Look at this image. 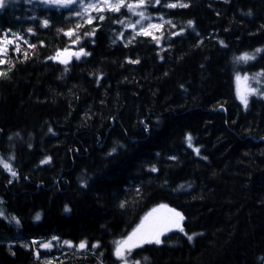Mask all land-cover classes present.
<instances>
[{"label": "trees", "instance_id": "obj_1", "mask_svg": "<svg viewBox=\"0 0 264 264\" xmlns=\"http://www.w3.org/2000/svg\"><path fill=\"white\" fill-rule=\"evenodd\" d=\"M175 2L189 7H163ZM153 11L172 22L159 44L105 13L78 29L72 46L75 37L57 29L83 24L74 9L4 0L0 33L23 39L20 53L10 47L12 71L0 66L8 72L0 78V157H14L17 173L0 167V264H120L113 242L162 203L184 216V231L136 249L141 264H264V98L249 96L245 107L235 92L237 73L264 72V52L234 63L264 49V0H161ZM65 47L90 55L48 59ZM258 79L252 86L264 90ZM52 236L60 240L34 259L30 240Z\"/></svg>", "mask_w": 264, "mask_h": 264}, {"label": "snow or ice", "instance_id": "obj_2", "mask_svg": "<svg viewBox=\"0 0 264 264\" xmlns=\"http://www.w3.org/2000/svg\"><path fill=\"white\" fill-rule=\"evenodd\" d=\"M30 2V0H29ZM39 3L44 5L47 8H55V9H69L72 5H78V10H74V15L77 17H81L83 20V24H76L74 28H69L66 31L63 29H57L58 32H63V35L68 38L75 37V39H71V45H77L80 40L81 36L77 33V30L82 28L84 25H92L94 21L97 19L100 22H103L106 19L104 13H116L119 14L121 9H126V12L132 16L138 17L134 22L128 21L127 23L125 20H118L113 21L114 23H120L125 25L126 28L131 29L135 36H151V38L159 44V40L161 37H157L153 34L154 31H160L163 28V24L161 23H152L151 18L146 15L144 9L147 4L146 0H39ZM147 3H152V0H147ZM161 0H154L155 5H160ZM4 6L3 0H0V8ZM163 7L174 9V8H187L189 5L187 3H165ZM95 13L96 15H93ZM251 15V12L247 13ZM35 19V17H33ZM159 19H163L160 17ZM143 21H147V23H142ZM41 26L44 28L49 27V20L43 19L41 20ZM164 23L171 24V21H164ZM139 25V29L137 30V26ZM174 27V25H173ZM188 27H193V21H188ZM29 34H35L32 28L27 29ZM96 29L93 28L90 32L84 33L85 36L94 35ZM183 31V30H182ZM11 30L5 31L0 33V66L8 64V72L12 71L14 68V64L8 58V53L10 47H12V51L14 53H20L21 48L16 41L22 40L18 33H11ZM181 33H174V35H179ZM197 35H199L197 33ZM123 36V33L120 34L117 38ZM133 36V39L135 38ZM202 42V41H201ZM27 43V41H25ZM222 46H226L223 42H220ZM43 46V43H41ZM127 47V45H125ZM29 47L32 49L36 48L35 44H29ZM264 52V49L257 48L255 49V53H242L239 56L234 58V63H243L247 64L249 61L256 59V54ZM90 53L84 50L83 47L79 48L78 51H70L68 47L64 49H58L54 56H49V60H59L62 64H67L69 62L70 57H75V59L79 60L82 56H88ZM24 58H28V53L24 52ZM128 63H139L138 60L133 61L129 60ZM67 71V68H65ZM8 72L0 71V78H6ZM264 76V72L256 73L252 77H249L247 74L241 75L237 73L235 75V82H236V95L237 98L240 100L241 104L247 107L248 98L249 96H260L264 98V90L260 87L252 86V82L254 81L255 84L259 85L260 80L259 77ZM147 126L145 127V131H147ZM51 131V129H49ZM19 135V133H17ZM9 140L12 139L11 136L8 138ZM188 147L193 148L197 154H199V149L194 148L192 145V137H187ZM30 147V145H29ZM116 152V149L113 148L109 155H113ZM14 157L9 156L7 160L3 157H0V167H2L5 171H7L13 178L17 176L16 171L13 169L11 160ZM50 158H45L41 163H49ZM152 172H156L157 169L152 167L150 169ZM84 186V185H82ZM183 187V186H181ZM139 192V189H137ZM121 208L125 207V204L122 202L120 205ZM69 211L67 207H65V212ZM0 218H5V214L3 210H0ZM35 220H40V214L37 213L35 216ZM184 220V216L174 208L169 207L167 204H159L158 207H154L151 211L147 212L144 217L140 220V222L128 233L125 237L115 240L113 242V256L116 260L120 261V264H141L140 260H136L133 258V252L136 249L142 248L144 245H160L162 243V237L165 236L167 233L171 232L173 229H178L179 231L183 232L184 229L181 227V222ZM15 222L17 226L19 225L20 221L17 217L12 216L9 222ZM187 239L192 241L193 235H188ZM60 238L57 236H52L50 241L47 242H37L33 240L31 243L36 245L39 243V248L50 251L53 247V241H59ZM63 245L68 248H75L78 251L86 250L88 248V242L86 240H81L78 244H73L72 241L64 240ZM21 247H27V245L21 244ZM99 243H93L91 245L92 249L99 248ZM37 259L40 258L39 252L35 253ZM144 260H147V257H144ZM46 264H52L49 260Z\"/></svg>", "mask_w": 264, "mask_h": 264}, {"label": "rangeland", "instance_id": "obj_3", "mask_svg": "<svg viewBox=\"0 0 264 264\" xmlns=\"http://www.w3.org/2000/svg\"><path fill=\"white\" fill-rule=\"evenodd\" d=\"M30 4L31 5H36V6H44L42 4L39 3V0H30ZM146 4L147 6L146 7H153V4H154V0H152V3H147V0H146ZM45 7V6H44ZM1 9V8H0ZM69 9H74V10H78V5L74 4L71 6V8ZM143 11H145L146 15H148L150 18H151V22L152 23H161V24H165L164 23V20L162 19H159L160 17H157L156 15L152 14V12H150L149 10H146L145 8L142 9ZM119 14H121V16L123 17L122 20H125V22L127 23L128 21H135L136 19H138V17H135V16H132L130 15L129 13L126 12V9H124V12H120ZM93 15H96L95 13H93ZM142 23H147V21H143ZM123 28L126 29L125 25H123ZM129 29V28H128ZM139 29V25L137 26V30ZM131 30V29H130ZM131 32L133 34H135L132 30ZM158 31H154L153 34L155 35ZM11 35V33H9ZM70 51H75V50H70ZM78 51V50H77ZM75 57H70L69 58V61H71L72 59H74ZM59 62V60H57ZM235 92H236V83H235ZM239 100V99H238ZM240 101V100H239ZM174 230H177V229H174ZM172 230V231H174ZM168 234V233H167Z\"/></svg>", "mask_w": 264, "mask_h": 264}]
</instances>
